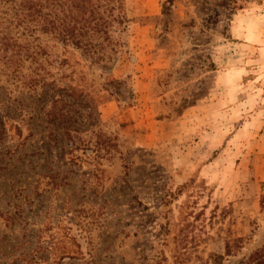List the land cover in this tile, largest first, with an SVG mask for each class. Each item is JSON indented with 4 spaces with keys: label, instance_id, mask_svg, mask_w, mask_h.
Listing matches in <instances>:
<instances>
[{
    "label": "rangeland",
    "instance_id": "1",
    "mask_svg": "<svg viewBox=\"0 0 264 264\" xmlns=\"http://www.w3.org/2000/svg\"><path fill=\"white\" fill-rule=\"evenodd\" d=\"M31 2L0 0V264H264V0H122L90 51Z\"/></svg>",
    "mask_w": 264,
    "mask_h": 264
},
{
    "label": "trees",
    "instance_id": "2",
    "mask_svg": "<svg viewBox=\"0 0 264 264\" xmlns=\"http://www.w3.org/2000/svg\"><path fill=\"white\" fill-rule=\"evenodd\" d=\"M30 6L37 30L55 33L64 44L72 42L83 51H90L96 45L93 35L106 38L108 23L121 21L125 16L122 0H32ZM46 8L50 10L46 12ZM60 11L69 16L64 15L67 23L62 24ZM225 253H231L229 241ZM211 258L212 264H218L222 255L214 254Z\"/></svg>",
    "mask_w": 264,
    "mask_h": 264
},
{
    "label": "crops",
    "instance_id": "3",
    "mask_svg": "<svg viewBox=\"0 0 264 264\" xmlns=\"http://www.w3.org/2000/svg\"><path fill=\"white\" fill-rule=\"evenodd\" d=\"M159 124L162 125V126H169V125H172L171 122H169V123H166V122H160Z\"/></svg>",
    "mask_w": 264,
    "mask_h": 264
}]
</instances>
